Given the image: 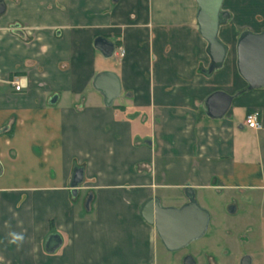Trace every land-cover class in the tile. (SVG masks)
Returning <instances> with one entry per match:
<instances>
[{"label":"crops","instance_id":"1","mask_svg":"<svg viewBox=\"0 0 264 264\" xmlns=\"http://www.w3.org/2000/svg\"><path fill=\"white\" fill-rule=\"evenodd\" d=\"M0 1V264H183L141 216L149 199L264 198V88L242 92L236 66L240 33L264 29V0H225L229 55L213 74L195 0ZM98 37L125 56L103 57ZM102 72L120 82L111 106L93 85ZM217 91L242 92L221 120L206 114ZM253 110L259 131L245 125ZM253 216L219 223L207 264H264ZM53 234L62 246L49 254Z\"/></svg>","mask_w":264,"mask_h":264},{"label":"water","instance_id":"2","mask_svg":"<svg viewBox=\"0 0 264 264\" xmlns=\"http://www.w3.org/2000/svg\"><path fill=\"white\" fill-rule=\"evenodd\" d=\"M119 1L113 0V3ZM195 1L198 30L207 43L206 52L211 61L207 74H213L223 68L229 55V47L220 38V30L228 24L231 14L223 8L225 0ZM5 9L4 2L0 1V16L4 14ZM94 47L107 59L115 54V44L105 37L96 38ZM236 66L238 74L247 84L242 92L264 88V29L258 33L251 30L240 33L236 43ZM93 85L105 97L107 106H111L121 92L119 79L112 72L98 74ZM242 92L234 96L222 91L211 94L205 103L207 116L213 120L223 119L231 108L233 100ZM82 182L83 170L75 168L71 185L76 189ZM185 196L188 202L181 207H165L160 199L151 198L141 209V216L149 225L155 227L162 245L170 253L180 252L204 238L209 229L211 215L199 205L194 190L186 188ZM61 246V237L53 234L47 239L45 250L49 254H54ZM250 263L251 259L248 256L242 260V264ZM183 264H196V262L192 256H186Z\"/></svg>","mask_w":264,"mask_h":264},{"label":"rangeland","instance_id":"3","mask_svg":"<svg viewBox=\"0 0 264 264\" xmlns=\"http://www.w3.org/2000/svg\"><path fill=\"white\" fill-rule=\"evenodd\" d=\"M236 202H238V200H235L234 196H227V197H218V196L215 197L209 195L205 196L204 204L201 205L199 204V205L202 208L206 209L211 215L212 223L209 226L208 232L204 238L199 240V243H195V244L192 243L187 248L181 250L178 253L179 254L178 256L179 257H186L188 255H193L196 257L201 256L199 261L203 264H207L206 262L207 260L204 254L207 253L209 249L219 248V243L218 242L214 243V239H216L220 234V230L222 229V227L220 226L219 223H221L222 220H236V219L238 220L237 217L239 216L240 217L244 215L251 216V214L254 215L253 217H258L259 219L263 218L264 220V198L262 199L259 198L257 200L256 199L249 200L247 196H242L241 198H239V205H237L238 203L236 204ZM236 206L240 207L238 210V214L236 213L232 214L230 212V209H232L233 207L236 208Z\"/></svg>","mask_w":264,"mask_h":264},{"label":"built area","instance_id":"4","mask_svg":"<svg viewBox=\"0 0 264 264\" xmlns=\"http://www.w3.org/2000/svg\"><path fill=\"white\" fill-rule=\"evenodd\" d=\"M115 57L117 58H123L125 56V50L123 47H118L115 50ZM13 86L15 87L16 91H21V85L17 78L11 81ZM245 125L252 129L259 131L262 129V122H261V114L258 110H253L248 113V115L245 118Z\"/></svg>","mask_w":264,"mask_h":264}]
</instances>
